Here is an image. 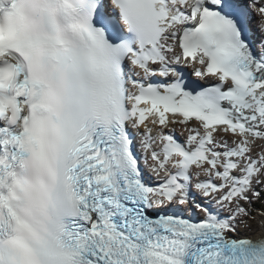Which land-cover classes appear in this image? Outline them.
<instances>
[{
  "label": "snow or ice",
  "instance_id": "6c2138e0",
  "mask_svg": "<svg viewBox=\"0 0 264 264\" xmlns=\"http://www.w3.org/2000/svg\"><path fill=\"white\" fill-rule=\"evenodd\" d=\"M254 18L264 0H0V264H264Z\"/></svg>",
  "mask_w": 264,
  "mask_h": 264
},
{
  "label": "rangeland",
  "instance_id": "374dc122",
  "mask_svg": "<svg viewBox=\"0 0 264 264\" xmlns=\"http://www.w3.org/2000/svg\"><path fill=\"white\" fill-rule=\"evenodd\" d=\"M253 227H257V222L256 221H252Z\"/></svg>",
  "mask_w": 264,
  "mask_h": 264
}]
</instances>
